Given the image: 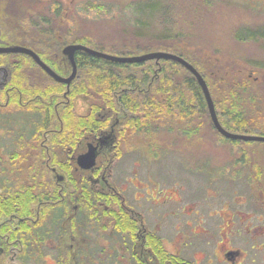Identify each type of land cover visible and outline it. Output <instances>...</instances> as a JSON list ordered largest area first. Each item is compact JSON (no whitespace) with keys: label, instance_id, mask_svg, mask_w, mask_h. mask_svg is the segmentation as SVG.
Listing matches in <instances>:
<instances>
[{"label":"flooded vegetation","instance_id":"1","mask_svg":"<svg viewBox=\"0 0 264 264\" xmlns=\"http://www.w3.org/2000/svg\"><path fill=\"white\" fill-rule=\"evenodd\" d=\"M3 8L0 3V48L24 45L54 72L68 78L72 72L61 75L56 62L45 57L50 49L39 52L29 48L26 40H8L10 23L17 25L11 27L21 37L20 21L17 14L9 15ZM51 31L54 37L57 31L62 35L60 26ZM35 70L42 78H35ZM78 72L82 73L77 66V78L69 85L59 82L62 87H54L51 98V85L58 83L31 55L0 53V264H28L40 253L44 264L89 260L93 264H264V153L259 158L240 150L237 155L241 142L218 144L230 146L233 155L206 161L195 173L187 171L190 177L203 174L202 222H179L178 206L175 211L171 206L179 203L178 191H161L164 179L177 182L176 173L168 174L169 163L165 164L169 157L176 158L175 149L171 146L154 155L146 151L147 144L152 146L164 130L160 126L147 129L146 85L140 82L132 88L131 81H124L111 91L109 103L103 96L71 95L73 84L83 82ZM135 90L139 96L130 95ZM83 98L89 105L78 108ZM129 99L139 102H124ZM69 114L81 120H75L80 129L73 135ZM208 116L211 120L209 111ZM177 123L175 120L173 125L177 127ZM175 126L168 129L176 130ZM194 128L202 125L182 128V133L190 136ZM212 131L215 137L228 140L216 127ZM56 134H60L59 142L52 138ZM123 148L129 158H134L133 151H143L140 160L145 175L132 173L119 187L116 183L124 178L112 175L111 167ZM88 150L96 152L95 163L84 169L78 160ZM157 154L155 168H147L146 162ZM84 198L90 205L91 245L95 246L91 255L83 253ZM164 204L172 207L170 218L163 216ZM194 214L196 211L188 213L189 217ZM185 229L202 238L183 240Z\"/></svg>","mask_w":264,"mask_h":264},{"label":"rangeland","instance_id":"2","mask_svg":"<svg viewBox=\"0 0 264 264\" xmlns=\"http://www.w3.org/2000/svg\"><path fill=\"white\" fill-rule=\"evenodd\" d=\"M7 1L13 7L10 5L6 6ZM0 3H3V11H6V13L9 15H18L20 21L19 31L21 33L26 32L25 28L30 30L32 26L33 31H35L36 28L39 29L40 27L44 26V20H46L45 24L47 25L44 28H49L51 26L50 23H56L58 28L60 26L62 35L59 39L63 40L67 38V36H72L71 39L73 40L76 38V36L80 37L86 35L95 41L105 43L108 49L102 52L109 54L113 53L112 55H116L114 52H112V45L115 42H119L120 39L130 37V32L133 30L131 28V24L136 23L140 26H143L145 21L150 20L148 19L149 14H144V11L149 13V11H147L144 6L151 3L154 5L160 4L161 7H164V11L162 10L163 16H159L155 18V20L153 19V23L157 24L156 21L159 19L162 24H168L172 26L174 29H176V31H180L181 33L185 34V38L186 36H190V42L193 44H199L201 48L207 50V53L210 51L221 52L218 57L222 60H226L229 58V56H236V62L242 68H245L248 71L255 70V68H252V65L248 63L249 60H252V62L257 61L264 63V42L253 43L247 41H236L234 39V31L238 28H264V0H0ZM142 8L143 11L139 13L138 9ZM138 13L139 16H137ZM13 24L15 23H10V28L8 27L10 32L7 30V28H4V30H7V32L11 35L8 40H14L16 43L17 39L21 40V42L26 40L16 37L15 33H13L14 30L11 27ZM161 28L162 27H158V29ZM24 35L26 34L24 33ZM55 35L56 38H58L60 34L57 31ZM26 41L29 42L28 40ZM187 42L188 41H184L183 44L180 43L181 45L180 47L178 45V50L181 52L193 50V47ZM34 43L35 41L31 42V44ZM53 43L51 46L47 47L50 49V53L48 54L49 59L55 61L60 67L61 75L63 74V71L68 75L71 74L72 64L69 61L68 56L64 54L63 50L69 44L71 45L80 43ZM10 46L13 47L15 45ZM18 46L22 47L24 45L18 44ZM28 47L30 48V46ZM80 74L82 75V73L78 72V75ZM247 75L249 74L247 73ZM34 76L35 78H42L43 75H41L38 70H35ZM50 77L53 81L59 84V82L52 76ZM75 78H77V76ZM78 78L80 77L78 76ZM250 78L252 82L258 81L253 76H250ZM209 87L211 88L209 90L216 91L215 88L213 89L211 87V83L209 84ZM214 99L218 104L215 97ZM80 101L82 103H78V108L81 106L85 108V106L87 107V105H89L87 102H85L84 98ZM218 111L220 110L218 109ZM165 120H167L165 125H161L163 121L156 122V124H158L160 127H163L164 130L157 134L158 136L156 137L152 146L151 143L147 144L146 151L148 155H154L157 152L160 153L164 151L165 148L170 150L171 146L174 147L177 154L176 158L169 157L165 164L169 163L168 168L170 172L168 171V174L176 173L177 182L174 183L170 179H164L162 181L163 186H161V191H178V196H175L179 203L177 205L171 206L175 208L173 211H175L176 207L178 206L177 219L179 222H185V220H194L195 223L199 224L202 222V215L205 211L204 200L206 186L205 182H203L204 178L201 172L196 173L195 177H190L187 174L188 169L194 170L195 173L206 161H219L224 158L223 156L233 155V152L230 151V146H219L218 144H227L234 141L241 142L240 147L237 148V155L240 154V150H244L255 155L258 154V157L261 158L262 154L264 153V144H262L264 142L245 141L228 137H226L228 139L226 140L219 136L215 137L214 132L209 129L208 124L210 123V120L208 119L204 121L202 128L194 130L190 136H185L182 133V128L188 127L184 126L186 120L178 121L177 127L173 125L175 120L171 118H166ZM196 121L199 122V120ZM220 124L222 125L221 122ZM260 125L261 128L259 130L264 131V122H262ZM169 126H175L174 128H176V130L170 131V129H168ZM190 127L192 128L194 125ZM217 132L221 134L218 130ZM233 134L264 136L261 134V132ZM159 142H161V145H156V143ZM142 152L143 151L138 150L133 151L134 158H129L128 152L123 148L122 154H119L118 157L113 161L111 167L112 175L116 173L117 179L122 180L124 178L121 183H116L119 187L124 183L126 179L125 177L131 176L132 173L136 174V176H141L142 174L145 175V169L142 168L144 163L140 160V155ZM158 157H160V154L154 156L152 162L147 161V168L154 169L156 166L155 159H158ZM135 183L137 185L139 184L138 181ZM156 191H159V189ZM140 195L141 194L138 193L137 197ZM172 207H170V204L167 206L164 204L162 209V213L164 214L163 216H168L170 218ZM191 211H196V214L189 217L188 213ZM167 230L169 233L171 231L170 227ZM192 233V230L185 229L183 240H196L202 238L198 234L193 236ZM35 249H37L36 245ZM41 256L42 253L39 254V257L32 258L28 264H44Z\"/></svg>","mask_w":264,"mask_h":264},{"label":"trees","instance_id":"3","mask_svg":"<svg viewBox=\"0 0 264 264\" xmlns=\"http://www.w3.org/2000/svg\"><path fill=\"white\" fill-rule=\"evenodd\" d=\"M144 7L149 11V13L144 11V14H149L148 19L150 20L143 21V26L136 23L131 24L133 30L130 32V37L115 42L112 45V52L120 56L139 55L157 49L176 53L191 63L201 73L208 87L211 83V87L216 89V91L210 90V92L213 99L215 97L218 102L217 104L214 99L219 121H221L223 127L247 133L258 131L264 135V131L259 130L261 128L260 124L264 122V63L249 60L248 63L255 70L248 71L236 62V56H229L226 60H222L218 57L221 52L210 51L207 53V50L201 48L199 44L190 42V36L185 38V34L176 31L168 24H162L159 19L156 21L157 24L153 23V19L163 16L164 7H161L160 4L154 5L151 3L146 4ZM142 11L143 8L138 9L139 13ZM139 13L137 16H139ZM45 21L44 26L39 29L36 28L34 33H30L27 28H25L26 32H24L26 35L19 31L20 35L29 41L28 46L46 51L47 47L51 46L53 42H56V44L77 42L98 51H106L108 49L105 43L95 41L86 35L76 36L73 40L71 39L72 36H67L63 40L59 39L60 37L56 38L51 29L57 28V24L50 23L51 26L49 28H44L47 25ZM158 27L162 28L158 29ZM234 39L236 41L263 43L264 28H238L234 31ZM32 41H35V43L31 44ZM184 41H188L187 43L193 47V50L182 52L178 50L180 43L183 44ZM42 57H44V52H42ZM45 57L49 59L48 54ZM75 59L78 69L82 72L80 79L83 82H77L78 84L76 85L73 84L71 95L103 96L110 103L111 99L108 96H110L111 91L123 85L124 81H131L129 85L132 88H135L140 82L145 84L147 90L143 101L148 131L159 126L156 124L157 121H163L161 125H165L167 122L166 118L178 121L186 120L184 126L188 127L193 125L199 127L202 124L204 125L206 119L210 120L207 102L200 85L188 70L175 61L161 59L141 63H117L84 51H77ZM49 60L52 61L51 59ZM247 73L258 81L252 82ZM54 87L59 88L62 86L60 84L51 85V98L55 93ZM209 89L211 88L209 87ZM130 95L139 96L140 92L135 90ZM162 96L167 97L166 100ZM124 102L133 104L139 101L133 102V100L129 99ZM52 114L53 108H51V117ZM75 120L81 121L76 114L68 115L71 135L80 129L76 125ZM194 120H199L200 123H195ZM208 125L211 131L214 130L215 127L211 120ZM59 126L57 125V127ZM194 130L196 128L190 134ZM52 138H54L55 142H59L60 134H56ZM82 201L84 216L83 253L84 255H91L95 251V246L91 245V223L88 219L89 210L87 208L90 205L85 198ZM89 216H91V212ZM99 248L102 250V247ZM163 253L166 254V252ZM83 264L93 263L89 260Z\"/></svg>","mask_w":264,"mask_h":264},{"label":"water","instance_id":"4","mask_svg":"<svg viewBox=\"0 0 264 264\" xmlns=\"http://www.w3.org/2000/svg\"><path fill=\"white\" fill-rule=\"evenodd\" d=\"M77 51H84L88 54L114 61L117 63H141L145 62L148 60H172L183 66L185 69H187L197 80L198 84L200 85L203 94L205 96L206 102H207V107L208 111L210 114V118L216 127V129L225 137L232 138V139H238V140H245V141H259V142H264V136H250V135H241V134H233L226 130L219 122L217 113H216V108L215 104L213 102L209 87L201 75V73L187 60H185L183 57L168 52V51H153V52H147L143 53L140 55H133V56H118V55H112L106 52L98 51L93 48L87 47L82 44H69L67 45L63 52L65 55L68 56L69 61L72 64V74L68 78H64L60 75H58L56 72H54L48 65H46L40 58L39 56L31 51L27 50L23 47L15 46V47H5V48H0V53L3 52H22V53H28L31 55L34 60L40 64L42 67H44L45 71L49 73L55 80L61 83H66L69 85L71 81L75 78V74L77 71V64L75 61V54ZM95 158H96V152L94 150H88L85 154L79 157V164L81 167L84 169H89L92 167L95 163Z\"/></svg>","mask_w":264,"mask_h":264}]
</instances>
